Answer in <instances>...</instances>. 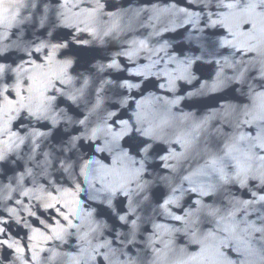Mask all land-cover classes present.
<instances>
[{
    "label": "water",
    "instance_id": "95a60500",
    "mask_svg": "<svg viewBox=\"0 0 264 264\" xmlns=\"http://www.w3.org/2000/svg\"><path fill=\"white\" fill-rule=\"evenodd\" d=\"M0 264H264V0H0Z\"/></svg>",
    "mask_w": 264,
    "mask_h": 264
}]
</instances>
